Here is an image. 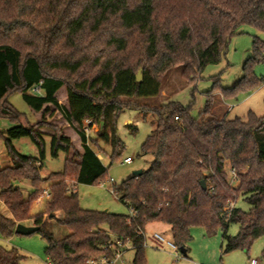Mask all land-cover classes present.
<instances>
[{"label": "trees", "instance_id": "16d2710c", "mask_svg": "<svg viewBox=\"0 0 264 264\" xmlns=\"http://www.w3.org/2000/svg\"><path fill=\"white\" fill-rule=\"evenodd\" d=\"M243 25L264 32V0H0V120L14 123L0 128L11 159L0 169V200L11 214L0 211L1 236L11 237L17 224L32 220L47 240L49 264H87L90 257L110 254L105 247L115 239L133 244L132 264H147L140 232L163 222L178 249L200 226L208 234L223 233L224 253H249L264 236V115L249 111L243 118H220L211 98L214 93L233 98L263 83L254 67L264 64V41L254 39L243 76L232 86H222L221 75L212 78L210 99L198 117L191 114L193 103L141 102L160 95L173 68L180 67L181 76L194 82L223 59ZM35 87L39 93L32 92ZM12 92L23 95L36 123H21L23 114L8 101ZM51 107L61 113L68 132L48 120ZM126 108L157 117L142 145V154L151 156L149 167L113 188L130 214L83 209L71 181L94 185L108 170L86 137L84 122L99 124L98 136L111 145L113 161L122 154L117 123ZM25 137L38 156L16 149L13 141ZM46 137L51 156L63 152L66 160L62 171L43 176ZM227 164L235 170L236 185ZM24 180L32 186L27 196L19 185ZM44 182H51V199L44 212L32 215ZM240 197L250 204L248 211L234 205ZM49 217L68 232L56 237L45 227ZM232 224L239 226L233 236L228 234ZM22 259L0 245V264Z\"/></svg>", "mask_w": 264, "mask_h": 264}, {"label": "rangeland", "instance_id": "374dc122", "mask_svg": "<svg viewBox=\"0 0 264 264\" xmlns=\"http://www.w3.org/2000/svg\"><path fill=\"white\" fill-rule=\"evenodd\" d=\"M256 38L264 41V32L251 25L241 26L238 28V34L232 37L223 59L217 64L207 66L196 77L194 82L188 83L181 76L180 67L173 68L163 80L160 95L155 98L142 99L141 102L149 105H163L175 102L185 107L193 103L191 114L194 117H198L210 99L206 92L213 87L212 78L214 76L221 75V84L224 87L232 86L243 76L244 61L251 55L253 42ZM254 71L259 78L264 80V64H257L254 67ZM211 99L212 103H220L216 109V115L220 118H243L248 115L249 111L254 112L257 116H262L264 115V81L259 87L249 93H239L235 97L227 99H222L218 93H214ZM8 101L18 112L23 114L22 124L32 125L37 122L36 113L25 102L20 92H12L8 97ZM51 112H53L51 116L49 115L50 113L47 115L48 120L63 125L68 132L69 128L63 123L64 118L61 113L57 112L54 107H51ZM13 125L14 123L9 119L0 120V128L2 130H7ZM156 125L157 117L153 112H149L144 116L138 109H123L119 114L117 123V136L123 143L122 154L119 158L111 161L109 156L104 154L103 146L106 143L98 136L100 126L97 123L90 137V144L98 153L104 165L108 167V170L104 181L94 185L77 184L73 186L74 182L71 181V188L78 194L79 204L83 209L107 211L122 215L130 214L129 208L114 193L113 188L114 185H119L134 176L135 171L145 170L149 167L151 156L142 154V145L147 136L156 128ZM93 140H95V143L92 142ZM46 141V157L40 169L43 176L62 171L66 160V154L63 152H60L57 158H53L50 153V137H46ZM13 144L24 155L38 156L36 145L27 137L15 139ZM126 157H131L132 163H124ZM10 165L11 159L7 154L5 142L0 139V169ZM226 170L230 181L236 185L238 182L236 177L231 174L228 164ZM111 179H113V182ZM50 184L51 182L42 183L41 189L50 187ZM19 185L25 196L32 190L31 183L28 180L22 181ZM50 199L51 197L44 198L42 201H37L36 199L32 204L31 210L40 212L44 207L46 210ZM234 205L244 211H248L251 207L243 197L238 198ZM0 209L4 215L11 216L9 210L2 202ZM45 227L56 237H61L68 232L64 226L58 223L56 218H47ZM238 230L239 226L232 224L228 234L236 235ZM154 232L161 233L167 240L172 239L170 225L163 222L148 224L145 246L147 264H250L252 259L257 260L258 264H264V258L262 257L264 236L253 244L249 253L240 249L224 253L225 242L222 232L208 234L203 227L195 226L192 228V239L188 245L182 246L174 253L166 249H157L151 245L148 237ZM0 245L6 249L18 251L23 256L21 264H49L45 253L47 240L39 231L30 235L15 233L9 238L2 237L0 234ZM133 256L134 251L132 249L126 252L125 258L128 264H132Z\"/></svg>", "mask_w": 264, "mask_h": 264}, {"label": "built area", "instance_id": "2783aa9c", "mask_svg": "<svg viewBox=\"0 0 264 264\" xmlns=\"http://www.w3.org/2000/svg\"><path fill=\"white\" fill-rule=\"evenodd\" d=\"M33 93H39V87H35L32 89ZM178 119V117H176ZM97 122L94 121L93 119H86L84 122V128L83 131L86 134V137L90 140V137L92 135L93 129L96 127ZM99 156V155H98ZM132 158L131 157H126L124 159V163L130 164L132 163ZM231 174L236 177L235 170L231 171ZM113 182V179H111ZM50 187H45L42 189L41 193L37 197V201H42L44 198H50ZM133 215V213H131ZM130 221V219H129ZM140 233L143 234L144 236V246H146V241H147V233L141 231ZM148 239L150 240V243L153 247L157 249H166L172 252H177L178 247L175 245V243L172 240H167L166 238L163 237V235L159 232H154L152 233ZM105 249L107 251H110L111 253L109 254L108 252H105L102 255L99 256H93L90 257L87 260V264H128L127 260L125 258V254L128 250L134 249L133 244L129 240H113L110 242ZM250 264H258L257 260L252 259L250 261Z\"/></svg>", "mask_w": 264, "mask_h": 264}, {"label": "water", "instance_id": "95a60500", "mask_svg": "<svg viewBox=\"0 0 264 264\" xmlns=\"http://www.w3.org/2000/svg\"><path fill=\"white\" fill-rule=\"evenodd\" d=\"M137 80L138 81H141L142 80V75H141V72H139L137 74ZM143 173V170H137L134 172V176H139ZM201 185L204 189L207 188V185H206V182L205 180H202L201 181ZM39 230V227L38 226H35V225H25V224H22V223H19L16 225V228H15V233L16 234H21V235H30L32 233H35Z\"/></svg>", "mask_w": 264, "mask_h": 264}, {"label": "crops", "instance_id": "0c3cea01", "mask_svg": "<svg viewBox=\"0 0 264 264\" xmlns=\"http://www.w3.org/2000/svg\"><path fill=\"white\" fill-rule=\"evenodd\" d=\"M220 104V103H219ZM219 104H217V106H216V109L218 108V106H219ZM103 149H104V151H105V155H110L111 154V152H112V147H111V145H109V144H105V146H103ZM100 158V157H99ZM101 159V158H100ZM1 201V200H0ZM0 206H1V202H0ZM1 210V209H0ZM45 211V207H44V209L42 210V211H40V212H33L32 210H31V214L32 215H34V214H37V213H41V212H44ZM25 225H28V226H30V225H33L32 224V220H29V221H27L26 223H24ZM147 227H148V225H147ZM147 227H146V231H147Z\"/></svg>", "mask_w": 264, "mask_h": 264}]
</instances>
